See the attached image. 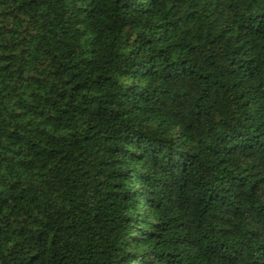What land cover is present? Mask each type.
Listing matches in <instances>:
<instances>
[{"label": "trees", "instance_id": "trees-1", "mask_svg": "<svg viewBox=\"0 0 264 264\" xmlns=\"http://www.w3.org/2000/svg\"><path fill=\"white\" fill-rule=\"evenodd\" d=\"M0 264H264V0H0Z\"/></svg>", "mask_w": 264, "mask_h": 264}]
</instances>
